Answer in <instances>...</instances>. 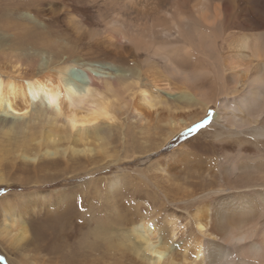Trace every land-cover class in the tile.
Returning a JSON list of instances; mask_svg holds the SVG:
<instances>
[{
	"label": "bare ground",
	"instance_id": "obj_1",
	"mask_svg": "<svg viewBox=\"0 0 264 264\" xmlns=\"http://www.w3.org/2000/svg\"><path fill=\"white\" fill-rule=\"evenodd\" d=\"M35 1L15 0L4 4L2 15L26 9ZM166 1L110 2L109 10L117 13L113 12L115 16L105 24L132 46L133 51L125 52L131 51L133 58L136 57V62H127L126 67H120L117 72L110 69L99 72L91 64L80 59L70 60L69 57L67 61L44 62L41 56L50 53L49 49L60 50L53 36L24 26L22 32H14L21 25L13 22L7 28L2 19L4 30L9 32H0V136L6 137L7 141L2 143L0 152L3 158L16 155L17 162L1 165L7 171V180L0 176V186L53 188L50 193L36 190L33 194L21 196L17 206L9 197L2 201L0 238L13 250H20L21 243L27 240L26 224L34 209L51 213L64 209L61 216L58 214L59 218L52 220V225L67 233V238L68 234L77 233L75 227L70 229L76 220V212L70 211L68 206L73 202L76 204V200L95 204L100 187L94 182L101 181L111 194L107 205L112 209L113 220L125 226L122 244L126 245L128 253L134 255L132 259L138 262L135 264H264V151L252 145L237 148L239 156L250 152L257 154L248 162H241L255 175L253 178L249 175L251 184L244 187L241 184L242 188L235 192L214 191V194H219L217 198L210 197L214 204L203 202L194 208L193 214L187 210L183 222L173 214L167 215L164 218L167 229L164 241L156 240L159 230L151 227L153 219L150 215L154 209L151 202L145 201V215L134 216L132 212V216H127L130 209L122 208L125 206L121 204L125 200L122 196L128 195L130 185L135 181L126 177H131L129 173L116 175L111 171L113 163L118 167L123 160L141 162L132 143H129L136 129L147 133L157 123L154 131L164 125L169 138L187 126L186 111L190 108L207 112L216 107L218 111L222 110L220 119L228 125L227 133L264 139V46L260 36L250 38L242 34L236 37L239 30H256L254 23L240 18L239 10H232L226 1H222L224 9L222 5H215L214 0H198L200 5L171 0L167 9ZM103 3L107 5L104 0ZM182 9L190 19L181 18ZM223 11L225 16L222 19ZM254 11L252 7L248 13ZM59 14L60 11L53 10L50 13L51 18ZM119 17L126 20L128 32L131 29L133 32L129 34L122 30L124 21L120 22ZM31 20L35 22V19ZM220 22L225 26L224 31H218V28L223 29ZM255 22H258L257 18ZM182 26L190 32L188 39L182 35ZM199 27L208 31L206 36L201 34L204 30H198ZM156 32L158 36H155ZM248 41H253V46L250 54L246 55ZM206 46L210 56H204L205 61L202 62L198 60V54L203 59V47ZM27 49L32 50V55L22 53ZM116 56L119 58L121 55ZM142 56L144 60L138 63L137 59ZM59 57L55 55L53 58ZM208 58L214 60L210 67L205 65ZM250 58L257 60L254 71L249 67ZM188 65L186 72L184 66ZM164 72L167 76L162 79ZM203 76H209V81L211 77L207 86L215 87L214 94L219 98L207 97L206 90L199 86L198 81ZM161 90L178 92L175 95L164 94ZM117 149H123V159L114 158ZM151 162L145 159L144 163H139L137 175H145L143 166L151 165ZM104 170L107 171L104 176H98ZM16 175L18 177H14ZM67 182L78 184L65 187ZM80 184H85L86 192L78 189ZM138 188L133 187V196L140 198L142 190ZM115 191L119 193L114 194ZM189 192L184 195L186 199L193 198ZM139 206L137 202L135 207ZM97 209L91 214L94 221L103 215L99 212L101 207ZM95 229H98L106 250L112 252L107 249V246L114 245L112 232L108 236V228L98 224ZM188 232H193L194 236L186 242L184 236ZM57 234V238L61 240L63 237L64 241L65 234L62 233V237L59 232ZM177 238L181 239V244L172 248V242ZM58 240H52L53 247L46 244L42 248L54 252V248L59 246ZM104 246H92L94 252L97 251L98 257L95 258L98 260ZM70 260L65 257L64 263L69 264Z\"/></svg>",
	"mask_w": 264,
	"mask_h": 264
},
{
	"label": "rangeland",
	"instance_id": "obj_2",
	"mask_svg": "<svg viewBox=\"0 0 264 264\" xmlns=\"http://www.w3.org/2000/svg\"><path fill=\"white\" fill-rule=\"evenodd\" d=\"M14 1L15 0H0V32H9L4 30V27L2 25L3 19V21L7 23V28L10 27L11 23L13 22H16L17 25H21V27H19L14 32H22V29L30 28L34 32L44 33L45 35L51 34L50 36H53L52 39L57 42L60 50H56L53 47L49 49L50 53H44L41 56L44 62H50L51 60H57L60 62L61 60L67 61L69 57L70 60L80 59L84 63L91 64L95 70H100L99 72L104 71L105 69L106 71L110 69L117 72L120 67H126L128 63L136 62L134 61L136 57H134V59L133 52H131L134 50L132 46L124 41L120 36L114 34L111 30H109L110 28L106 25L107 23L105 24L106 21H111V19L115 16L113 12L117 13L116 11L109 10V8L111 7L110 5H112L110 3L112 2V0H109L110 2L108 0H104L107 4L106 6H104L103 0H50L51 2L49 0H37L38 3L37 1L33 2V4L30 3L29 6H26V9H21L17 12L10 11L2 15V8L4 7V4L12 3ZM181 1H187L189 4H201L198 2V0ZM214 1V4L219 6L222 5V1H226L227 4L232 6V10H234V8L239 10L241 15L240 18H247L252 24L254 23L256 30H247V28H245L244 30H239L237 31L239 32L237 33V35H239L236 37H240V35L242 34L248 35L250 38L260 36V41L264 46V0ZM171 2V0L166 1V3H168L167 9H169V4H171ZM252 7L255 11L253 13H248L249 9ZM222 9H224V3L222 5ZM52 10L55 12L60 11V14L51 18L50 13ZM181 11V18L183 20L190 19L186 15L184 9H182ZM166 12L169 13V10H167ZM100 16H102V19L100 18ZM224 16L225 12L223 11L222 19L224 18ZM122 18L123 17H119L120 22L124 21L121 28L122 30L124 29V32H128L125 24L126 20L124 18V20H122ZM255 18H257L258 24L255 22ZM31 19H35V22H33ZM166 20L167 22H169L168 18ZM23 26L24 28H22ZM220 26L223 27V24H221V22ZM224 27L223 29L218 28V31H224ZM182 28L184 27L182 26ZM227 28L228 26L226 25V29ZM198 30H204V33H199L205 36L208 33V31L203 27H199ZM131 32H133L132 29L128 33L130 34ZM181 32L184 33L182 34L185 36L184 38L188 39V33H190L188 31V28L182 29ZM156 34L155 36L159 35ZM208 35H210V33ZM159 37H157V39H160ZM248 46V49L245 50L246 55L250 54L253 46V41H248ZM125 50L131 51L125 52ZM203 50V59L201 54H198V60H202V62L205 61L204 56H210V51L207 46L205 48L203 47ZM22 53L32 55V50L27 49ZM114 53H116V55H121L120 57H124L119 60L120 57L118 58V56L114 55ZM55 55H58L61 58L59 57L54 59L53 57ZM143 60V56L140 57V59H137L138 63ZM208 60L210 62H207ZM208 60L205 62V65L208 64V67H210L212 66L211 63L214 62V60H212L211 58H208ZM124 61L125 63L122 64ZM154 61L159 64L161 63L158 60ZM249 62V67L254 71L255 66L257 65V60L254 58H250ZM184 67V71L187 72L189 65ZM166 76L167 72H164L162 79H165ZM211 80L212 79L210 77V81ZM198 81L199 86L201 85L202 88L206 90L208 98H219L214 94L215 87L210 88L207 86V84L210 82L209 76L200 77V79L198 78ZM161 91L164 94L166 93L174 95L178 92L175 91L168 93V91ZM186 112L187 126L184 129L179 130L169 138L166 137L167 127L164 125L154 131L157 123H153L154 125L151 126L152 128H150L147 133L143 129L134 130L129 143H132L133 149L137 151V158H141V162H130L131 160H123L122 163L118 165V167L113 163V169L111 171V174L116 175H126L127 173H129L131 177H126L136 182L130 185L131 189L128 192V195L126 194L122 196V200L125 199L121 203L122 205H125L122 208L130 209V213L127 214V216H132V212H134V216L145 215L147 209L145 206V201L151 202L154 205L153 212L151 213L152 215H150V218L153 219L151 227L159 230L156 234V240H158L159 242L164 241L165 236L167 235V229L164 225V218H166L167 215L173 214L174 216H176L178 221L183 222L185 218V212L187 210H189L188 212L190 214H193L194 208L202 205L203 202L208 205L214 204L212 203L213 200H211L210 197L217 198L219 195L216 193L214 194V191L224 189L235 192L236 190L251 184L252 178L255 175L253 174V171L251 169L244 168L245 166L242 165V163L245 161L248 162L251 158L257 156V154L254 152H250L239 156L240 154L237 153L239 152L237 148H239L240 145H252L260 149V151H264V139L255 140L248 134L240 136L236 133H234L233 135L227 133L226 128H228V125L226 123H223L220 119L222 110L218 111L216 107H211L209 111L202 112L200 109L193 107ZM214 117L216 118L214 119ZM209 123L210 125H208ZM196 125H201V127L197 128L195 127ZM190 129L194 130L189 131ZM4 141H6V137L0 136V151L2 143H4ZM254 143L256 144V146ZM1 154L2 153L0 152V176L4 180H7V171L5 172V170L1 168V165L13 161L17 162V159L16 155L9 156L8 158H3L1 157ZM113 156L115 159H123V149H117L116 153ZM145 159H150V161H152V164L145 165L146 167L143 166L145 175H137L139 167L136 166L139 165V163H144ZM161 169H163L165 173L163 171L161 172ZM233 170L235 172H233ZM106 172V170L101 171L98 176H104ZM163 174H167L168 176H163ZM21 175L22 174L20 173V176ZM14 177L18 176L16 175ZM130 180L127 181L130 182ZM76 183L77 182H67L66 184H64V186L70 187L72 185H76ZM94 183L98 184L100 187L99 193L96 194V203H93L94 205L92 204V202H88L87 204L83 201L81 202L80 200H74L76 204L73 202L74 204L72 203L68 206L70 211L76 212V220L71 225L70 229L72 230L75 227L77 229V233L72 232L68 234L69 237L67 238V233H64L60 227L52 225V220L55 219V217L59 218V215L61 216L63 214L62 212L64 209L54 211L53 213L47 212V210H39V212H37V209H34L31 215L28 216L29 222L28 224H26V228L28 229L27 240L23 241L24 243H21L20 250H13L8 245H6L4 241H2V238H0V264H65V257L71 259L69 264L138 263L137 260L132 259L135 257L132 253H128L125 247L126 245L122 244V240L124 239L125 235V231L123 229H125V226H123L120 221L113 220L114 218L113 216H111L112 209L107 205V200L111 196L110 191L101 181H95ZM241 184L243 185L242 187H240ZM59 187L60 185H58V188ZM77 187L83 193L86 192L85 184H80ZM133 187H140L138 189L142 191L139 194L144 198H137L139 197L138 195L133 196V194L135 193V191L132 190ZM16 188H8L5 184H1L0 186V222L2 220L1 218H3V205L1 203L7 197L15 201L17 206V204L19 203V198H21V196L30 195V193L33 194L37 191H45L46 193H50L53 190V188L49 186L29 189L20 187ZM155 190H157V192ZM187 192H189V194H193L192 199H186L184 197L185 194H188ZM118 193L119 191L114 192V194ZM171 199L174 201H172ZM137 202L140 204L139 207H135L137 205ZM199 202L201 203L199 204ZM70 207H73V209H71ZM100 207L101 209L99 212L103 215L101 219L97 217V221H94L92 216L94 214L93 210H99L97 208ZM185 208L187 209L184 210ZM82 212L84 215H86L84 216ZM97 224L100 227L108 228V236L112 232L111 236L113 238L112 242L114 243V245L107 246V249L109 248L110 250H112V252L106 250V246H104L102 238L98 236L99 233L97 232V230L99 229V227L97 230L95 229V226ZM122 231L124 233H122ZM57 232L60 233V237H62V233L65 234L64 241L63 237L61 238L62 241L57 238V236L59 237V234H57ZM193 236V232H188L185 234L184 239H186L187 242L188 239H192ZM56 239H59V246L57 248H54V252L50 253L48 249L42 248V246L46 244H51L52 246V240L54 241ZM180 241V238L174 240L172 242V248H175V246H177L179 243L181 244ZM101 244L104 246V248H102V252H100L98 260V258H95L98 257L97 251L94 252L92 246H100ZM178 254L179 256H181L180 253ZM140 256L141 254L139 252V258Z\"/></svg>",
	"mask_w": 264,
	"mask_h": 264
},
{
	"label": "snow or ice",
	"instance_id": "obj_3",
	"mask_svg": "<svg viewBox=\"0 0 264 264\" xmlns=\"http://www.w3.org/2000/svg\"><path fill=\"white\" fill-rule=\"evenodd\" d=\"M195 127L199 128V127H201V125H196ZM192 130H194V129H190L189 131H192Z\"/></svg>",
	"mask_w": 264,
	"mask_h": 264
}]
</instances>
